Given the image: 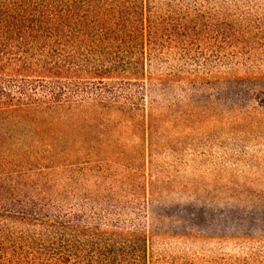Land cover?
Segmentation results:
<instances>
[{
  "label": "trees",
  "instance_id": "1",
  "mask_svg": "<svg viewBox=\"0 0 264 264\" xmlns=\"http://www.w3.org/2000/svg\"><path fill=\"white\" fill-rule=\"evenodd\" d=\"M256 23L264 43V0H0V264H168L183 246L264 264V237L170 210L179 184L149 166L205 90L252 70Z\"/></svg>",
  "mask_w": 264,
  "mask_h": 264
},
{
  "label": "rangeland",
  "instance_id": "2",
  "mask_svg": "<svg viewBox=\"0 0 264 264\" xmlns=\"http://www.w3.org/2000/svg\"><path fill=\"white\" fill-rule=\"evenodd\" d=\"M254 25L261 29L251 49L252 70L225 74L205 90L201 116L174 124L149 162L151 169L169 168L179 184L166 196L180 201L170 210L209 213L207 231L216 236L264 237V43L262 24ZM194 250L183 246L166 261L187 264L196 255L191 262L199 264L201 251Z\"/></svg>",
  "mask_w": 264,
  "mask_h": 264
}]
</instances>
